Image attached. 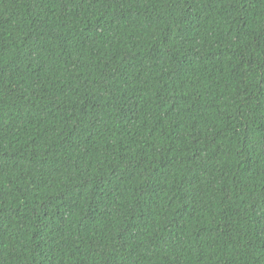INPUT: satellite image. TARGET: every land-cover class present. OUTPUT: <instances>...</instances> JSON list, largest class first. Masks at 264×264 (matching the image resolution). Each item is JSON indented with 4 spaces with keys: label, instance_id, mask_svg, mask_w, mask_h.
I'll return each mask as SVG.
<instances>
[{
    "label": "trees",
    "instance_id": "trees-1",
    "mask_svg": "<svg viewBox=\"0 0 264 264\" xmlns=\"http://www.w3.org/2000/svg\"><path fill=\"white\" fill-rule=\"evenodd\" d=\"M0 264H264V0H0Z\"/></svg>",
    "mask_w": 264,
    "mask_h": 264
}]
</instances>
